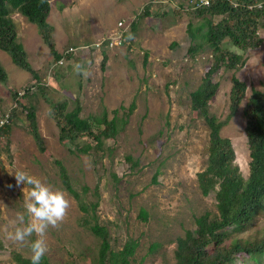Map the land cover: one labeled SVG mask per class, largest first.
Wrapping results in <instances>:
<instances>
[{"label": "rangeland", "instance_id": "rangeland-1", "mask_svg": "<svg viewBox=\"0 0 264 264\" xmlns=\"http://www.w3.org/2000/svg\"><path fill=\"white\" fill-rule=\"evenodd\" d=\"M164 2L174 9L181 5L183 10L188 9L187 0L52 1L48 21L54 28L58 51L80 48L60 67L55 66L38 27L19 12L12 14L17 41L39 75L41 89L33 86L36 81L29 72L17 67L9 54L0 50V61L8 74V83L0 82V121L12 109L17 112L9 145L0 152V264H21L17 257L31 260L27 244L7 238L14 230L16 214L23 211L26 185L17 186L13 174L17 169L64 190L71 201L64 222L47 234L49 251L44 258L50 264L97 263L101 241L90 230L95 222L93 215L108 229L113 250L120 251L131 242L137 245L132 264H175L177 239L196 227L198 217L207 211L217 212L215 195L203 196L197 180L207 167L210 129L192 109L191 99L211 68L212 49L206 46L193 57L187 34L190 16L177 19L170 5L164 8L169 10L166 14L156 5ZM147 4H152L150 17L141 15ZM123 22L137 23L134 39L124 37V42L114 48L95 49V44L117 36L119 23ZM258 34L263 44L244 54L247 62L242 68H222L214 76L213 83L219 87L210 102L211 114L223 120L229 110L232 77L247 85L240 111L222 130V135L232 141L235 163L245 178L249 175L250 156L242 111L253 89L264 90L263 27ZM88 46L90 49L85 48ZM229 49L242 53L233 46ZM74 64H81L89 76L76 74ZM31 86V93L23 97ZM15 93L22 94L17 101ZM45 93L52 102L67 101L69 110L79 98L81 116L102 117L105 130L114 118L113 111L118 110L117 117L123 122H119L115 139L108 142L111 151L104 159L95 162L94 155L78 152L68 141H60V128ZM20 103L36 108L44 151L30 133ZM133 104L135 109L126 116L122 108L129 109ZM62 167L88 212L81 209L63 184ZM91 203L99 204L95 213ZM262 235L264 209L247 228L231 232L230 240L231 236L246 240ZM35 238L33 235L30 240Z\"/></svg>", "mask_w": 264, "mask_h": 264}, {"label": "trees", "instance_id": "trees-1", "mask_svg": "<svg viewBox=\"0 0 264 264\" xmlns=\"http://www.w3.org/2000/svg\"><path fill=\"white\" fill-rule=\"evenodd\" d=\"M53 0H0V50L11 57L13 63L20 69L29 72L36 81L35 86L41 89V79L29 63L28 54L24 46L17 41V25L12 14L19 12L28 22L38 27L40 37L48 47L54 63L62 59L58 51L54 28L49 24ZM210 5L192 8L187 3V10L183 5L172 7L168 2L157 3L161 11L171 6V13L178 19L186 14L190 16L187 34L192 42L189 53H195L209 46L212 49L213 62L207 72L202 85L191 94L192 109L204 119L210 129L209 157L206 169L197 175L199 188L205 197L215 195L217 212L207 211L196 219V227L187 230L183 237L177 239L174 254L175 264H264V235L253 239H233L230 233L247 228L257 215L264 209V90H252V94L242 111L246 120L245 134L249 148V175L244 177L240 167L235 163L236 153L232 141L222 135L223 128L235 117L246 99L247 85L237 77H232L229 110L225 119L220 120L210 112V102L216 95L219 85L213 83L214 76L222 69L239 70L247 60L245 53L263 44L258 31L264 28V0H209ZM168 3V4H167ZM263 4L262 9L255 6ZM162 4H167L162 5ZM170 5V6H169ZM152 4H147L141 15L150 17ZM199 20V25L197 22ZM137 23L133 22L130 32L135 36ZM129 33H126V38ZM240 50L241 54L233 53L229 47ZM243 58V60H242ZM72 59V57L67 58ZM147 59V58H146ZM242 60V61H241ZM0 82L8 83V74L0 62ZM33 86L24 91V96L31 93ZM36 89V90H37ZM43 92V91H42ZM17 101L20 93L14 94ZM45 99L52 107L51 114L60 128V141H68L76 147L78 152L94 155L95 162L107 156L111 148L110 140L115 139L119 132L118 110H114V118L110 121L109 129L102 127V117L83 118L81 100L74 101L75 107L69 110L67 101L52 102L45 93ZM20 106L21 103H20ZM126 116L135 109L134 104L125 109ZM26 113L36 144L44 151V142L39 132L36 108L22 106ZM107 117L106 110L103 111ZM17 117L15 109L10 112L9 123L0 129V152L3 146L9 145L12 120ZM130 162L131 159L127 158ZM61 178L67 190L79 203L81 209L88 212L82 204L81 197L74 191L65 169L61 168ZM84 190H88L85 187ZM98 195V189L95 191ZM93 213L98 209V203H91ZM146 217L145 214H143ZM92 218L94 224L90 230L101 243L96 264H132L137 245L127 243L125 247L116 251L110 244V234L105 226L100 225L96 215ZM230 241V242H229ZM21 264H31V260L17 257ZM41 264H50L43 258Z\"/></svg>", "mask_w": 264, "mask_h": 264}, {"label": "clouds", "instance_id": "clouds-1", "mask_svg": "<svg viewBox=\"0 0 264 264\" xmlns=\"http://www.w3.org/2000/svg\"><path fill=\"white\" fill-rule=\"evenodd\" d=\"M190 1L191 0H187V3H190ZM204 1H207L208 4H203L200 7L210 5L209 0H198L197 4L204 3ZM191 7L200 8L193 4H191ZM255 7L262 9L263 4H258ZM124 25L125 26L121 27L119 31V33L123 32L122 39H116L118 35L114 36L112 39L110 38L95 44V49L114 48L122 44L125 40L126 31L130 30L132 23L129 25L124 23ZM127 39L132 40L134 36L129 33ZM85 48L90 49V46ZM78 50H80L79 47H71L65 53H61L63 55L62 59L55 63V66H63L65 61L68 60V56H74ZM105 53L106 52H103V54ZM73 70L76 74L83 75L85 78L90 74L81 64H74ZM20 96H22V94H20ZM13 174L17 186L26 185V187L23 189V211L16 214V218L13 221L15 225L14 230L8 232L7 238L14 243L27 244L31 252V264H41V261L49 251L47 234L50 229H58L64 222L71 208V201L64 190L44 182L25 170L17 169ZM33 235H35L36 238L30 240Z\"/></svg>", "mask_w": 264, "mask_h": 264}, {"label": "built area", "instance_id": "built-area-1", "mask_svg": "<svg viewBox=\"0 0 264 264\" xmlns=\"http://www.w3.org/2000/svg\"><path fill=\"white\" fill-rule=\"evenodd\" d=\"M197 1L198 0H191L190 3L193 4V5H196L197 7H200L201 5L203 4H208L207 1H204V3H199L197 4ZM201 1V0H200ZM119 26L120 27H124V23H119ZM123 37V32L122 33H119L118 36L116 37V39H122ZM9 120H10V114L8 113L1 121H0V128L3 127L4 125L8 124L9 123Z\"/></svg>", "mask_w": 264, "mask_h": 264}]
</instances>
